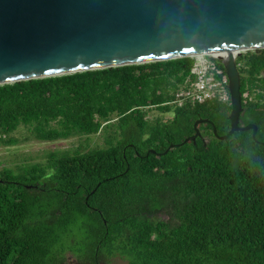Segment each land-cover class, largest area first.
I'll return each instance as SVG.
<instances>
[{
  "label": "trees",
  "instance_id": "obj_1",
  "mask_svg": "<svg viewBox=\"0 0 264 264\" xmlns=\"http://www.w3.org/2000/svg\"><path fill=\"white\" fill-rule=\"evenodd\" d=\"M237 61L254 139L213 135L228 133V105L172 110L190 57L0 85V147L20 126L37 142L105 135L0 170V264H264V49Z\"/></svg>",
  "mask_w": 264,
  "mask_h": 264
},
{
  "label": "water",
  "instance_id": "obj_2",
  "mask_svg": "<svg viewBox=\"0 0 264 264\" xmlns=\"http://www.w3.org/2000/svg\"><path fill=\"white\" fill-rule=\"evenodd\" d=\"M264 49V0H0V85L225 54L230 129L242 112L236 51ZM194 134L181 144L195 141Z\"/></svg>",
  "mask_w": 264,
  "mask_h": 264
},
{
  "label": "built area",
  "instance_id": "obj_3",
  "mask_svg": "<svg viewBox=\"0 0 264 264\" xmlns=\"http://www.w3.org/2000/svg\"><path fill=\"white\" fill-rule=\"evenodd\" d=\"M246 52L248 51L235 52L238 71L243 68V63L237 60ZM190 58L193 59L190 75L174 90L169 103L172 110L215 102L231 106L228 78L221 60L225 58V54L195 55ZM241 99H244V103L252 100L248 91L241 95Z\"/></svg>",
  "mask_w": 264,
  "mask_h": 264
},
{
  "label": "rangeland",
  "instance_id": "obj_4",
  "mask_svg": "<svg viewBox=\"0 0 264 264\" xmlns=\"http://www.w3.org/2000/svg\"><path fill=\"white\" fill-rule=\"evenodd\" d=\"M173 118V112L159 114L155 110H150L147 116L149 121L159 119L167 121ZM13 136L20 139V144L11 147H0V170L4 167L15 168L20 165H30L35 163L44 164L46 154L55 151H76L86 152L95 148H104V133L92 136H76L67 140L56 142H37L30 138L27 128L20 126ZM29 138L27 141L24 139ZM109 264H127L120 259L111 260Z\"/></svg>",
  "mask_w": 264,
  "mask_h": 264
},
{
  "label": "flooded vegetation",
  "instance_id": "obj_5",
  "mask_svg": "<svg viewBox=\"0 0 264 264\" xmlns=\"http://www.w3.org/2000/svg\"><path fill=\"white\" fill-rule=\"evenodd\" d=\"M115 259H118V258H114L113 260ZM67 264H80V263H77L74 259H72L71 257H68L67 258V261H66Z\"/></svg>",
  "mask_w": 264,
  "mask_h": 264
},
{
  "label": "bare ground",
  "instance_id": "obj_6",
  "mask_svg": "<svg viewBox=\"0 0 264 264\" xmlns=\"http://www.w3.org/2000/svg\"><path fill=\"white\" fill-rule=\"evenodd\" d=\"M241 51H243V50H241Z\"/></svg>",
  "mask_w": 264,
  "mask_h": 264
}]
</instances>
